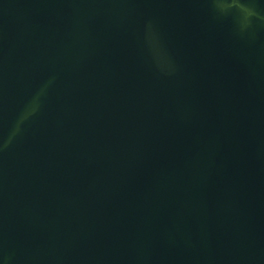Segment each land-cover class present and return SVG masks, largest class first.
Returning a JSON list of instances; mask_svg holds the SVG:
<instances>
[{"label":"water","instance_id":"95a60500","mask_svg":"<svg viewBox=\"0 0 264 264\" xmlns=\"http://www.w3.org/2000/svg\"><path fill=\"white\" fill-rule=\"evenodd\" d=\"M0 264H264V0H0Z\"/></svg>","mask_w":264,"mask_h":264}]
</instances>
